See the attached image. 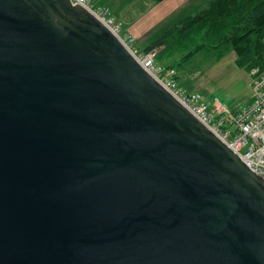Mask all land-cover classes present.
Segmentation results:
<instances>
[{"label": "water", "instance_id": "obj_1", "mask_svg": "<svg viewBox=\"0 0 264 264\" xmlns=\"http://www.w3.org/2000/svg\"><path fill=\"white\" fill-rule=\"evenodd\" d=\"M0 264H264V179L69 0H0Z\"/></svg>", "mask_w": 264, "mask_h": 264}, {"label": "rangeland", "instance_id": "obj_2", "mask_svg": "<svg viewBox=\"0 0 264 264\" xmlns=\"http://www.w3.org/2000/svg\"><path fill=\"white\" fill-rule=\"evenodd\" d=\"M205 1L93 0V3L109 9L122 25V34L131 36L134 48L143 51ZM235 55L230 50L219 59L215 51L204 49L185 60L184 66L165 57H160L159 64L175 68L180 88L199 93L207 101L218 99L232 111L246 106L253 91L252 76L236 66Z\"/></svg>", "mask_w": 264, "mask_h": 264}, {"label": "built area", "instance_id": "obj_3", "mask_svg": "<svg viewBox=\"0 0 264 264\" xmlns=\"http://www.w3.org/2000/svg\"><path fill=\"white\" fill-rule=\"evenodd\" d=\"M69 1L92 12L121 40L149 75L215 136H219L249 169L264 179V72L258 69L250 72L253 81L252 101L245 108L231 111L218 99L207 101L199 93L180 88L175 79L176 71L156 63L157 51L135 49V40L122 34V25L116 22L109 9L93 3V0Z\"/></svg>", "mask_w": 264, "mask_h": 264}, {"label": "trees", "instance_id": "obj_4", "mask_svg": "<svg viewBox=\"0 0 264 264\" xmlns=\"http://www.w3.org/2000/svg\"><path fill=\"white\" fill-rule=\"evenodd\" d=\"M155 49L180 65L204 49L215 51L219 59L233 50L239 68L264 72V0H206L145 52Z\"/></svg>", "mask_w": 264, "mask_h": 264}, {"label": "crops", "instance_id": "obj_5", "mask_svg": "<svg viewBox=\"0 0 264 264\" xmlns=\"http://www.w3.org/2000/svg\"><path fill=\"white\" fill-rule=\"evenodd\" d=\"M158 38H159V37H158ZM154 41H155V40H154ZM154 41H153V42H154ZM153 42H152V43H153ZM152 43H151V44H152ZM151 44H150V45H151ZM150 45H149V46H150ZM149 46H148V47H149ZM148 47H147V48H148ZM147 48H145V49H147ZM145 49L143 50V52L145 51ZM140 51H141V50H140ZM155 51H157V53H159V54L157 55V58H156V63H157L158 65H160V64H159V60H160V57H161V56H160V51H161V50H160V49H155ZM234 53H235V52H234ZM235 56H236V55H235ZM236 59H237V56H236ZM235 64H236V60H235ZM165 65H167V64H165ZM160 66H161V65H160ZM162 66H164V65H162ZM183 66H184V64H183ZM236 66H237V64H236ZM165 67H166V66H165ZM181 67H182V66H181ZM237 67H238V66H237ZM167 68H171V67H167ZM238 68H239V67H238ZM172 69L175 70V68H172ZM240 69H241V68H240ZM175 71H176V70H175ZM176 75H177V73H176ZM175 79H176V77H175ZM249 88H250V87H249ZM251 101H252V95H251V98H250V102H249L246 106H244V107H242V108H245V107H247L248 105H250ZM242 108H240V109H242ZM240 109H236V110H232V111H238V110H240Z\"/></svg>", "mask_w": 264, "mask_h": 264}, {"label": "bare ground", "instance_id": "obj_6", "mask_svg": "<svg viewBox=\"0 0 264 264\" xmlns=\"http://www.w3.org/2000/svg\"><path fill=\"white\" fill-rule=\"evenodd\" d=\"M79 7H82V6H79ZM89 11V10H88ZM90 12V11H89ZM92 13V12H91ZM93 14V13H92ZM94 15V14H93ZM95 16V15H94ZM130 52V51H129ZM131 53V52H130ZM132 54V53H131ZM132 56H133V54H132ZM134 57V56H133ZM135 58V57H134ZM136 60V59H135ZM136 62H137V60H136ZM138 63V62H137ZM139 64V63H138ZM140 65V64H139ZM141 66V65H140ZM142 67V66H141ZM143 69H144V67H142ZM145 70V69H144ZM199 120V119H198ZM200 121V120H199ZM201 122V121H200ZM217 137V136H216ZM219 137V136H218ZM217 137V138H218ZM220 138V137H219ZM218 138V139H219ZM221 139V138H220ZM219 139V140H220ZM222 143H224L223 141H222V139L220 140ZM225 144V143H224ZM226 145V144H225ZM227 146V145H226ZM228 147V146H227ZM229 148V147H228ZM230 149V148H229ZM231 150V149H230ZM232 151V150H231ZM233 152V151H232ZM235 155H237L235 152H233ZM238 156V155H237ZM239 157V156H238Z\"/></svg>", "mask_w": 264, "mask_h": 264}]
</instances>
